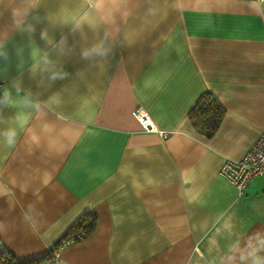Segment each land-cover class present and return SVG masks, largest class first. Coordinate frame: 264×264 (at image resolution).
I'll return each instance as SVG.
<instances>
[{"label":"crops","instance_id":"0c3cea01","mask_svg":"<svg viewBox=\"0 0 264 264\" xmlns=\"http://www.w3.org/2000/svg\"><path fill=\"white\" fill-rule=\"evenodd\" d=\"M0 79V239L17 260L83 212L94 231L48 264H238L230 245L264 232V178L239 193L219 174L264 131L260 0H0ZM206 91L225 111L207 137L188 118Z\"/></svg>","mask_w":264,"mask_h":264},{"label":"trees","instance_id":"16d2710c","mask_svg":"<svg viewBox=\"0 0 264 264\" xmlns=\"http://www.w3.org/2000/svg\"><path fill=\"white\" fill-rule=\"evenodd\" d=\"M224 112V108L218 99L212 93L206 91L199 95L194 106L188 112V118L194 130L202 136L207 137L211 136L217 130L224 116ZM95 226L96 215L90 212H83L67 228L63 238L78 231H82L83 238L91 234ZM58 243L54 246L56 247ZM53 259H55V256L49 250L39 257L19 261L0 239V264H48Z\"/></svg>","mask_w":264,"mask_h":264},{"label":"built area","instance_id":"2783aa9c","mask_svg":"<svg viewBox=\"0 0 264 264\" xmlns=\"http://www.w3.org/2000/svg\"><path fill=\"white\" fill-rule=\"evenodd\" d=\"M2 87L3 81L0 79V94ZM133 114L145 130L154 129L144 107L138 105L133 109ZM219 174L233 184L239 193L245 189L252 179L256 177L264 178V131L258 135L256 140L248 147L241 157L235 159L225 158L220 167ZM81 238L82 231L74 232L62 239L51 252L56 256L59 249Z\"/></svg>","mask_w":264,"mask_h":264},{"label":"clouds","instance_id":"9594fccd","mask_svg":"<svg viewBox=\"0 0 264 264\" xmlns=\"http://www.w3.org/2000/svg\"><path fill=\"white\" fill-rule=\"evenodd\" d=\"M260 3H264V0H260ZM104 4V0H95V7L100 8ZM105 49L102 45L95 46L91 52L86 51L85 57L92 53L98 55H104ZM7 98V93H5ZM5 142L12 146L16 141L15 129H9L4 134ZM229 252L234 253L229 256L232 261H237L238 264H264V232L257 231L249 236L246 241L241 245L240 240L235 241L229 247Z\"/></svg>","mask_w":264,"mask_h":264}]
</instances>
